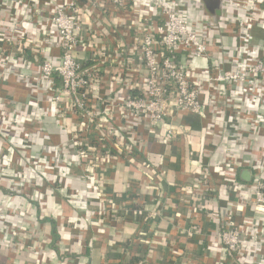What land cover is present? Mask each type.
Segmentation results:
<instances>
[{"label":"built area","instance_id":"built-area-1","mask_svg":"<svg viewBox=\"0 0 264 264\" xmlns=\"http://www.w3.org/2000/svg\"><path fill=\"white\" fill-rule=\"evenodd\" d=\"M224 5L236 45L219 49L230 55L229 68L220 58L209 63L204 37L213 35L214 26L207 21L193 26V12L182 0H9L8 5L0 0V10L8 9L0 16V142L10 148L0 153V171L8 166L12 178L8 184L0 180V194L7 199L20 194L47 212L56 195L74 205L71 230L62 233L59 227L56 253L50 233L25 229L18 218L22 206L0 201V246L6 239L13 245L6 249L7 264L28 252L34 257L30 264H90L80 255V232L103 231L118 208L113 197L118 195L97 196L89 180L108 168L115 169L116 180L119 164L159 157L148 194L155 205L149 214L161 216L165 193L157 176L164 174L163 156L177 139L191 137L183 123L159 134L167 118L200 117L207 140L222 136L238 143L241 134L256 138L254 132H264V114L257 112L264 111V41L252 33L264 29V0ZM78 49L87 51L83 61L77 60ZM9 84L24 88L26 98L6 94ZM226 109L231 114L222 126ZM21 110L24 116L17 120ZM48 117H54L59 143H46L52 135ZM37 140L46 142L35 152ZM238 146L229 145L218 162H204L202 155L184 160L191 168L168 197L170 230L140 231L131 241L148 252L168 248L172 257L164 264L203 261L174 247L175 237L182 236L204 250L214 247V253L206 251L210 264H264V218L257 217L264 212V155L254 157L250 148ZM243 169L250 173L248 182L239 176ZM143 208L133 213L143 214ZM205 223L210 227L204 229ZM136 264L153 263L146 255Z\"/></svg>","mask_w":264,"mask_h":264},{"label":"crops","instance_id":"crops-1","mask_svg":"<svg viewBox=\"0 0 264 264\" xmlns=\"http://www.w3.org/2000/svg\"><path fill=\"white\" fill-rule=\"evenodd\" d=\"M187 4H192L191 9L193 14V19H191V23L193 26L197 25L199 21H207L214 26L213 35L211 37H204V41L208 47L209 53V63L212 64L214 60H218V58L222 59L225 62L224 66L229 68L230 60L227 51L219 50L220 47H226L227 49H231L236 47L235 39L232 37L231 31L226 26V18L229 19V5H224V0L219 1L218 8L220 9V14L216 15L212 13L207 7L204 6L203 10L197 11V5L202 3L197 0H182ZM226 1V0H225ZM4 4H9V0H3ZM12 10V9H11ZM8 13V9L0 10V16L5 17ZM217 22L219 24H217ZM198 30V29H197ZM199 33L203 32V29H199ZM253 35L256 40L264 41V29L261 28H254ZM87 56V51L82 49H78L76 52V57L78 61H83L84 58ZM16 86V85H15ZM13 84H9L5 87L7 89L6 94L16 97V99L23 100L27 96V91L22 88H13ZM257 112L260 114H264V111L261 107H258ZM231 110L226 109L225 117H220V125H224V118L230 116ZM48 128L52 133L51 137H48L47 142L42 140H37L35 152L40 151L44 148V143L47 144H55L59 143L61 140V136L54 133L55 126H54V117H48ZM179 123H183L187 126H190L191 129V144H187L186 140L183 138H179L175 141L172 149L167 151V153H171V157L165 160L164 167L169 170L167 174V178L159 179V186L161 187V192L165 193L162 199L165 201V206L162 210L161 216H155L149 214L150 211L154 209V204L150 195L148 194V189L144 188L143 190L142 185L139 183V177L137 178L136 169L133 167H126V165L119 164L117 166L118 173H116V180H115V169L108 168L104 172L106 176V185H105V193L113 194L117 193V199H115V203H117L118 208L116 211L113 212L112 221L119 223L120 228L115 229V225L112 223H108L107 226L103 227V231H99V227H90L88 230H83L80 232V241L83 244V250L80 254L82 257L85 258L83 262H88L90 264H136L140 257H144L147 255L149 259L152 260L153 264H164L167 257H172L168 253V248L166 247H156L153 251L148 252V248L140 242H132L134 236L140 233V231L151 233L153 231L159 232H168L170 230V223H169V215L172 213V202L173 200L168 198L171 197L173 193L176 191V187L179 183L184 182V179H188V173L185 170L191 168V165L188 163H184L183 161L192 157L189 154V148H193L197 156L195 159L199 158L202 155V159L204 162H218L222 159L225 153L228 151L229 145L235 146L236 144L239 145L238 149L245 148L251 149L252 155L255 157H260L264 155V132H254L256 138H253L254 134L245 135L241 134L238 138V143L232 142L222 136L214 137L213 139H205L204 138V129L203 124L205 123L200 117L191 114H181L174 117H169L165 120L164 124L159 129V134H162L168 126L177 127ZM223 128V127H222ZM228 134V133H227ZM6 144L4 142H0V149H5ZM250 145V147H249ZM67 148V147H66ZM156 150L160 149L158 145L154 147ZM68 150V154L71 152L70 149ZM240 156L246 159H249L248 156L238 153ZM244 170V169H243ZM79 169L76 167H72L73 173H78ZM131 171L135 173H131ZM242 171V170H241ZM240 171V173H241ZM239 173V176H240ZM242 179V178H241ZM243 181H246L242 179ZM139 181V182H138ZM249 181V180H248ZM246 181V182H248ZM74 185L76 187H83L81 181H75ZM60 190L61 188L58 187ZM115 189H117L115 191ZM59 195H61V190L59 191ZM92 193H95L91 190ZM4 195V193H2ZM7 195V194H5ZM12 195L13 199H20L15 198ZM90 197H96V195H91ZM140 198L142 202L137 204L135 201L133 202L132 199ZM90 199V198H89ZM161 199L162 203L163 200ZM64 201L61 200V197L58 195L54 196L53 199L49 198L47 203L48 208L50 209L53 207H60L63 211L61 215L57 214V217L52 216V209L50 212H47L46 209L38 210L36 206L37 215L35 216L36 220L34 226L37 227L39 230L43 229V232L50 233L52 238L51 248L57 253H60V247L56 243L59 231L61 230L59 227L62 225L64 228L62 233H68L70 229V221L74 217V210L73 207L68 206ZM144 205L143 214L142 215H135L133 213L134 208H138L139 206ZM92 209L97 207V203L92 202L90 205ZM146 216V219L144 218ZM210 224H204L203 228L207 229ZM54 240V242H53ZM175 248L184 250L186 253H190L193 257L200 259L202 258V262L200 264H210L211 259L208 257V253H214V247H211L207 250H204L203 246H198L196 240L194 238H188L185 236L176 238ZM74 253L77 252L78 245H74L73 247ZM208 253H207V252ZM79 254V253H78ZM208 254V255H207ZM74 255V254H73ZM34 257L32 256L31 252L18 255L17 259L15 260V264H30ZM7 257L6 255L0 254V264H7Z\"/></svg>","mask_w":264,"mask_h":264},{"label":"trees","instance_id":"trees-1","mask_svg":"<svg viewBox=\"0 0 264 264\" xmlns=\"http://www.w3.org/2000/svg\"><path fill=\"white\" fill-rule=\"evenodd\" d=\"M197 63L202 64L200 62H197ZM23 116H24L23 110L19 111V114L17 115V120H21ZM45 120L48 121V118H46ZM160 127L158 128V133H159ZM186 143L190 145L192 142L190 139H187ZM3 147H5V149H2V151L0 149V153L2 152V154H6L10 150V148L8 145H5ZM189 149H190L189 154L192 156V158H195L197 156L196 151L193 148H189ZM66 152H68V150H66ZM170 157H171V153L168 152L163 156V159L166 160L167 158H170ZM159 160H160L159 157L153 156L150 159L135 160L130 164V167H133V169H136L137 173H135L133 171H131V173H135L137 175L136 177L137 178L139 177V179H136V180H139L140 182L139 181L138 182L141 185L143 184L142 185L143 190H145L144 188L149 189L150 187H152V185L154 186V184L152 183V180L155 179V177H153L155 175V171L153 169L156 167ZM104 172L105 171H102L99 173V174H101L100 177L90 178V180H89V182L93 185L91 190L93 192H95V194H97V196H99V197H102V195H103L102 193H105L104 190H105V185L107 182H106ZM163 172H164V174H162L163 176H157L159 179L167 178V174L169 173V170L167 169V167L165 169H163ZM10 176H11V171H10V168H8V166L5 169L0 171V180H5V182L7 184L12 179ZM19 195L20 194H18L17 196H14V197L17 198V197H19ZM1 196H3V195H1ZM113 197H114V199H117V197H115V196H113ZM20 199L22 200L23 213H22V215L20 214L18 216V218H20L22 220V222H23V224L27 230L32 231L35 228V226H34V224H36L35 223V220H36L35 216L37 215L35 202L32 200L25 199V198H20ZM65 203L70 207L74 206L72 204V201H67ZM210 208L214 209L215 206L211 205ZM51 209H52V216L53 217H57V214L61 215L63 213V211L60 207L58 208V207L52 206ZM139 215H142V214H139ZM257 217L264 218V212L259 213L257 215ZM144 218L146 219V216H144ZM109 222L112 223V225H115V229L120 228V225H119V223H117L116 220H115V222L112 221V217H111ZM11 242H12L11 240H8V239L5 240V242L0 246V254L5 255L6 249L10 245L13 246L11 244ZM7 262H9V260Z\"/></svg>","mask_w":264,"mask_h":264},{"label":"flooded vegetation","instance_id":"flooded-vegetation-1","mask_svg":"<svg viewBox=\"0 0 264 264\" xmlns=\"http://www.w3.org/2000/svg\"><path fill=\"white\" fill-rule=\"evenodd\" d=\"M197 1H200L202 3V5L200 3H198L197 5V2H196V10L199 11V10H203L204 9V6L207 7L208 9H212L214 6H215V1L219 3L220 0H208V1H202V0H197ZM191 5L192 4H188V6H186V10L189 12L192 11L191 9Z\"/></svg>","mask_w":264,"mask_h":264},{"label":"water","instance_id":"water-1","mask_svg":"<svg viewBox=\"0 0 264 264\" xmlns=\"http://www.w3.org/2000/svg\"><path fill=\"white\" fill-rule=\"evenodd\" d=\"M202 1H208V0H202ZM215 3V6L210 10L212 13H214V14H216V15H219L220 14V9L218 8V2H214ZM240 178H242V179H244V180H246V181H248L249 180V178H250V173H249V171L248 170H246V169H244V170H242L241 171V173H240Z\"/></svg>","mask_w":264,"mask_h":264},{"label":"rangeland","instance_id":"rangeland-1","mask_svg":"<svg viewBox=\"0 0 264 264\" xmlns=\"http://www.w3.org/2000/svg\"><path fill=\"white\" fill-rule=\"evenodd\" d=\"M192 15L196 16L195 14H192ZM0 201L6 202L7 205H9L11 207H21L22 206V200L21 199H7L5 197H2L1 194H0ZM33 230L39 232V229L37 227H35Z\"/></svg>","mask_w":264,"mask_h":264}]
</instances>
